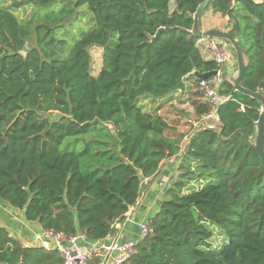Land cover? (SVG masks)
<instances>
[{
  "label": "trees",
  "instance_id": "1",
  "mask_svg": "<svg viewBox=\"0 0 264 264\" xmlns=\"http://www.w3.org/2000/svg\"><path fill=\"white\" fill-rule=\"evenodd\" d=\"M204 1L22 0L14 6L44 11L19 21L0 0V201L45 231L99 242L136 205L142 181L175 157L176 178L124 264H264V168L246 140L261 103L224 78L222 131L192 127L184 150L185 135L138 104L190 83L194 116L211 112L194 75L219 68L192 33ZM82 7L92 25L74 40L70 20ZM207 11L227 18L247 59L241 87L262 83L264 96V0H212ZM93 47L102 49L96 76ZM62 262L0 227V264Z\"/></svg>",
  "mask_w": 264,
  "mask_h": 264
},
{
  "label": "crops",
  "instance_id": "2",
  "mask_svg": "<svg viewBox=\"0 0 264 264\" xmlns=\"http://www.w3.org/2000/svg\"><path fill=\"white\" fill-rule=\"evenodd\" d=\"M211 11L205 12L200 19V27L204 26L205 30L217 29L220 31H226L228 29L227 18L222 17L220 14H214L215 21L212 24L204 25L203 18ZM212 14V13H211ZM218 24L221 26H218ZM202 29V28H201ZM203 30V29H202ZM228 48V46H227ZM229 49V48H228ZM230 61L226 64L224 72L234 73L236 67L235 56L233 51L229 49ZM205 56V55H204ZM211 59V55L205 56ZM191 84L186 83V92L190 88ZM176 93V92H175ZM174 94V93H172ZM171 94V95H172ZM169 95V96H171ZM169 96L159 99V101L169 98ZM188 98V97H187ZM186 137V136H185ZM184 137L181 144L182 150H184L187 144L186 138ZM178 160L175 157L169 158L161 163L157 174L149 179H144L141 184V194L136 205L129 209L128 213L132 214V217L127 223H120L113 227L111 233V239L122 240H133L139 242V231L138 225L147 222L158 210L159 201L163 195V192L176 178V169ZM0 227L6 229L10 236L18 240L23 247H41L43 248L44 241L47 242L48 248L52 249L53 244L45 236V230H43L37 223L27 222L23 217V212L9 207L4 202L0 201ZM109 238H105L99 242H90L86 238H80L79 244L87 249L99 248L103 244H109L111 241ZM101 261V255L95 251L94 258L87 264H99Z\"/></svg>",
  "mask_w": 264,
  "mask_h": 264
},
{
  "label": "built area",
  "instance_id": "3",
  "mask_svg": "<svg viewBox=\"0 0 264 264\" xmlns=\"http://www.w3.org/2000/svg\"><path fill=\"white\" fill-rule=\"evenodd\" d=\"M209 50L212 55L211 59L219 68L214 76L208 79H201L198 83V87L202 91L205 101L211 106L212 110L210 113L201 116L197 123L190 121L196 128L202 125L208 126V122L216 121L215 115L218 107L228 99V97L218 94V87L222 82V66L230 61L229 49L221 40L209 39ZM128 212L125 214L124 218L115 223L114 226L129 222L132 214ZM138 231L139 238L143 239L149 233L148 224L146 222L139 224ZM110 236L111 234H109L107 238L111 239ZM44 238L51 241L53 248L49 249L46 241L42 242L43 248L48 251H56L63 260L62 264H87L94 258L95 251L99 252L101 255L99 264H124L134 255L137 245V242L133 240L120 241L117 238L111 239L109 244H103L99 246V248L87 249L79 244L80 238H84L82 235L66 238L61 234L45 231Z\"/></svg>",
  "mask_w": 264,
  "mask_h": 264
},
{
  "label": "rangeland",
  "instance_id": "4",
  "mask_svg": "<svg viewBox=\"0 0 264 264\" xmlns=\"http://www.w3.org/2000/svg\"><path fill=\"white\" fill-rule=\"evenodd\" d=\"M3 4L7 7H10V9L14 12L15 16L18 18L19 21H26L33 17L34 15H38L41 12L44 11V9L34 7L32 5L22 6L20 8H17L14 6V3H17L18 1L22 0H2ZM171 8L173 7V3L170 4ZM78 13V14H77ZM212 13V12H211ZM208 13L203 18L204 25L212 24V21H215V18L213 17V13ZM91 14L89 11L82 7L80 10L76 11V15L73 19L70 21L73 22L74 28H73V39L76 40L78 38V35L80 32H86L89 27L92 25L91 21ZM218 26H220L218 24ZM221 27V26H220ZM203 30L204 26L201 27ZM72 39V40H73ZM231 51V48L229 44L222 41ZM29 43L28 45H30ZM198 44L200 47V51L203 55H211V52L209 50V39H199ZM91 56V75L96 76L101 69V63H102V49H99L97 47H93L89 51ZM212 57V55H211ZM223 68V74L221 75V80L227 77L229 73L226 71L224 72V68H226V64L222 66ZM234 72H236V67L234 68ZM231 74V73H230ZM236 73L231 75L235 76ZM188 92L186 91H177L176 93L169 96V98L159 101V99H154L152 97L148 98H141L138 102L139 106H142L143 110L147 113L153 114V115H159L162 117L168 125L174 130L177 134H183L186 137V142H188L189 136L192 134V127L193 129H196L190 123V121L197 123L198 119L194 116L193 111L189 104V98ZM214 123L213 121L208 122V124ZM191 133V134H190ZM214 235H217V230H215ZM222 238L220 236H215L211 240V243L214 247H217L218 245L221 246V242L219 241Z\"/></svg>",
  "mask_w": 264,
  "mask_h": 264
},
{
  "label": "water",
  "instance_id": "5",
  "mask_svg": "<svg viewBox=\"0 0 264 264\" xmlns=\"http://www.w3.org/2000/svg\"><path fill=\"white\" fill-rule=\"evenodd\" d=\"M212 0H205L201 5L198 6L196 12L193 15V27H192V33L201 39H218L221 41H224L225 43L229 44L231 50L234 53L235 56V63H236V73L235 76L228 74L225 78L228 80L235 88L236 91H240L256 100H258L261 103V112L259 115V118L256 122V135L254 139L251 141L249 138H247V143L250 145L251 149L255 151V153L258 155L261 165L264 168V96L261 92L262 83L258 87L257 92H251L241 87L240 81L242 76L244 75L245 69H246V63L247 59L243 55L241 49L239 48L237 42L234 40V38L230 34V28H228L226 31H220L217 29H209V30H202L200 27V19L202 15L205 13L208 4ZM163 31V29H159L156 37L159 36V34ZM155 38V37H154ZM233 73V74H234ZM216 74V71H212L205 74H198L195 73V77L198 79H208ZM202 127H207L210 129H218L222 131V125L218 121H214V123L209 124L208 126L202 125ZM200 128L197 127L196 130ZM240 132V131H238ZM192 134L189 136V139L191 138ZM188 139V140H189Z\"/></svg>",
  "mask_w": 264,
  "mask_h": 264
}]
</instances>
